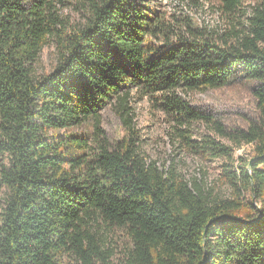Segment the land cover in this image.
I'll return each instance as SVG.
<instances>
[{
  "label": "trees",
  "instance_id": "obj_1",
  "mask_svg": "<svg viewBox=\"0 0 264 264\" xmlns=\"http://www.w3.org/2000/svg\"><path fill=\"white\" fill-rule=\"evenodd\" d=\"M64 1L0 0V184L9 191L0 264H62L66 252L82 264H106L90 229L98 220L128 231L125 264H264V0H251L254 14L247 31L231 30L234 43L229 35L222 43L179 36L162 48L151 40L166 35L167 25L142 2L77 0L82 22L72 25L56 8ZM218 1L235 15L248 0ZM51 37L58 62L36 78L33 64ZM238 80L253 83L260 118L230 134L236 146L254 144L238 171L226 170L236 197L213 195L176 162L162 168L143 154L133 91L203 90ZM166 100L178 114L202 118ZM108 107L126 131L115 144L100 127ZM87 120L98 132L93 153L84 152L86 135L56 131ZM186 140L191 149L232 155L211 139Z\"/></svg>",
  "mask_w": 264,
  "mask_h": 264
},
{
  "label": "rangeland",
  "instance_id": "obj_2",
  "mask_svg": "<svg viewBox=\"0 0 264 264\" xmlns=\"http://www.w3.org/2000/svg\"><path fill=\"white\" fill-rule=\"evenodd\" d=\"M147 5L153 16H160L165 21L166 35L159 33L152 38L156 47L167 46V39L177 40L179 36L186 39H208L216 43L229 35L231 30L247 31V24L254 14L257 2L248 0L243 3L235 15H228L222 10L218 0H136ZM59 14L69 17L71 24L82 22L77 0L57 2ZM58 40L51 37L33 64L36 78L51 73L58 62ZM253 83L236 81L232 84L208 89H177L167 93L145 94L140 89L133 91L131 105L134 108V123L139 137L141 150L151 160H157L160 166L167 167L176 162L178 171L188 180L197 178L206 190L221 198H233L234 190L226 176V170L238 171L237 165L249 160L254 153L253 143L240 146L232 141L230 134L237 129H246L252 120L259 121L260 109L258 99L252 90ZM166 97L198 111L202 118H187L172 109ZM168 105V106H167ZM101 129L110 144L126 136L125 128L115 113L108 107L102 112ZM58 134L77 133L86 135L88 148L86 153H93L97 148L98 132L93 120L82 125L56 130ZM223 131V132H222ZM53 132V131H51ZM186 137L202 144L205 139L230 146L231 156L215 155L200 149H191ZM2 159L0 157V168ZM8 189L0 184V216L3 212ZM247 200L250 192L243 195ZM257 203V202H256ZM259 206L261 202L257 203ZM99 239L102 249L108 255L106 264H125L127 254L132 247L128 231L123 227L93 221L90 228ZM62 264H82L73 252H66L61 258ZM96 264H105L101 259Z\"/></svg>",
  "mask_w": 264,
  "mask_h": 264
}]
</instances>
